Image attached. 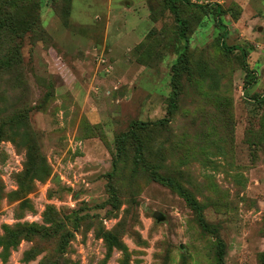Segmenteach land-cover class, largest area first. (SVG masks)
<instances>
[{"label": "rangeland", "instance_id": "obj_1", "mask_svg": "<svg viewBox=\"0 0 264 264\" xmlns=\"http://www.w3.org/2000/svg\"><path fill=\"white\" fill-rule=\"evenodd\" d=\"M190 1L176 2L185 42L164 0H0L40 27L15 38L20 64L0 69V235L34 232L0 246V264H121L108 232L130 264H217L218 240L225 264H262L264 0ZM195 5H219L220 23ZM139 121L142 160L130 138L118 151Z\"/></svg>", "mask_w": 264, "mask_h": 264}, {"label": "trees", "instance_id": "obj_2", "mask_svg": "<svg viewBox=\"0 0 264 264\" xmlns=\"http://www.w3.org/2000/svg\"><path fill=\"white\" fill-rule=\"evenodd\" d=\"M165 3L169 6L172 11L176 25L178 27L177 35L179 38H182L185 42L187 41V30H188V22L185 18L180 16L179 10L176 6L177 1L185 2L189 5H194L190 0H164ZM10 6L12 8H16L18 5L17 0H9ZM203 9L206 13L213 14L214 20L219 24L220 23V15L223 10L216 6L209 5H195ZM208 6V8H207ZM18 8V7H17ZM17 21H21L23 25V29L20 31L18 29ZM40 30L39 21L37 16H30L28 18L18 17L14 12L8 11L6 6L0 5V69L8 68L12 66L19 65L21 62L20 55V46L16 42L17 37L21 36L23 32H37ZM222 36H225V33H222ZM225 52L231 51L233 49L239 48V46L234 47H226V45H222ZM188 68V57L186 53V45L184 49L180 52L177 62L173 65V74L171 78V86L172 91L169 97V103L167 108V113L171 114L176 108L177 98L180 93V76L184 71ZM251 81V80H250ZM163 119H160L158 123H163ZM148 127V123L146 122H134L131 126L130 131L127 134H123L119 137V152H124L125 150V141L130 138L134 141L136 148V156L138 159L142 160V150L143 144L139 138L138 131L141 129H145ZM151 176L153 179L169 186L173 190H175L178 194H180L189 207L192 209L195 214L196 220L199 224L200 229L204 233L208 234H217L218 229L215 224L207 221L202 212V206L198 203V201L180 184L176 183L173 178L168 176H163L158 174L155 169H150ZM16 228H4V233L0 235V246L3 249H7L11 246H14L19 238L26 236L28 234H32L34 232L28 231L30 228H25L22 225ZM26 231V232H25ZM62 236V235H61ZM105 240L109 243L110 246L115 245L122 251V260L121 264H130L129 257L124 245L121 241L114 236L112 233L108 232L104 234ZM65 242L61 239L59 242V248L61 250L64 249ZM225 253V244L222 240H218L216 243V251H215V260L217 264H225L223 257ZM262 264H264V252L262 253Z\"/></svg>", "mask_w": 264, "mask_h": 264}, {"label": "water", "instance_id": "obj_3", "mask_svg": "<svg viewBox=\"0 0 264 264\" xmlns=\"http://www.w3.org/2000/svg\"><path fill=\"white\" fill-rule=\"evenodd\" d=\"M153 216L156 217V218H160V213L157 212V211H155V212L153 213Z\"/></svg>", "mask_w": 264, "mask_h": 264}]
</instances>
